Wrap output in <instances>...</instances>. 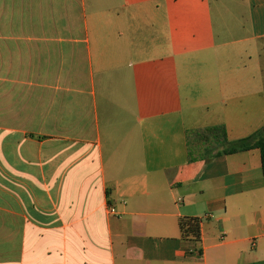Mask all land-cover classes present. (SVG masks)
Returning <instances> with one entry per match:
<instances>
[{
	"label": "crops",
	"instance_id": "1",
	"mask_svg": "<svg viewBox=\"0 0 264 264\" xmlns=\"http://www.w3.org/2000/svg\"><path fill=\"white\" fill-rule=\"evenodd\" d=\"M215 125L264 127V0H0V264H264L260 149L191 159Z\"/></svg>",
	"mask_w": 264,
	"mask_h": 264
},
{
	"label": "trees",
	"instance_id": "2",
	"mask_svg": "<svg viewBox=\"0 0 264 264\" xmlns=\"http://www.w3.org/2000/svg\"><path fill=\"white\" fill-rule=\"evenodd\" d=\"M194 134L198 135L202 143L205 142L207 144L203 147L202 152H197V156H192L196 154L195 151L200 147L195 148L190 139L191 159H206L210 155L217 156L257 147L261 152V164L264 175V127L247 137L234 141H229L224 125L208 126L203 129L192 130L189 137L191 138ZM211 142L213 145L210 144ZM213 151H215V153H213ZM180 228L184 239L194 241L200 240L201 228L199 218L182 217L180 219Z\"/></svg>",
	"mask_w": 264,
	"mask_h": 264
},
{
	"label": "rangeland",
	"instance_id": "3",
	"mask_svg": "<svg viewBox=\"0 0 264 264\" xmlns=\"http://www.w3.org/2000/svg\"><path fill=\"white\" fill-rule=\"evenodd\" d=\"M191 142H192V145L195 147V148H198V147H200L197 151H195V153L197 154V152L198 153H200V152H202V150H203V147L205 146V144H207V143H202L201 141H200V138L198 137V135H196V134H194V135H192V137H191ZM211 145H213L212 144V142L210 143ZM215 146V145H214ZM219 149V148H218ZM221 149V148H220ZM216 151V150H215ZM215 151H213V153H215Z\"/></svg>",
	"mask_w": 264,
	"mask_h": 264
},
{
	"label": "built area",
	"instance_id": "4",
	"mask_svg": "<svg viewBox=\"0 0 264 264\" xmlns=\"http://www.w3.org/2000/svg\"><path fill=\"white\" fill-rule=\"evenodd\" d=\"M110 212H114V208L113 207L110 208Z\"/></svg>",
	"mask_w": 264,
	"mask_h": 264
}]
</instances>
